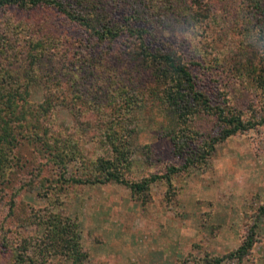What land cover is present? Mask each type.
Segmentation results:
<instances>
[{
    "label": "trees",
    "instance_id": "trees-1",
    "mask_svg": "<svg viewBox=\"0 0 264 264\" xmlns=\"http://www.w3.org/2000/svg\"><path fill=\"white\" fill-rule=\"evenodd\" d=\"M8 8L33 16L0 23V264L87 258L77 223L22 204L21 191L41 188L36 193L45 199L53 188L113 182L144 205L151 184H163L172 197L173 180L203 167L216 144L264 130V0H0V13ZM56 17L83 39L66 34ZM188 28L199 39L186 58L167 40ZM196 67L251 87L255 107L238 109L224 92L213 101L199 86ZM144 106L170 122L166 134L182 162L132 182L125 177L127 125ZM58 111L69 125L55 122ZM197 120L210 130H198ZM94 140L108 145L111 159L85 161L81 148ZM68 162L78 173L64 179ZM257 210L264 216V204ZM253 225L244 226L234 251L204 263L242 264L254 243ZM26 227L37 229L36 237H20Z\"/></svg>",
    "mask_w": 264,
    "mask_h": 264
},
{
    "label": "rangeland",
    "instance_id": "rangeland-1",
    "mask_svg": "<svg viewBox=\"0 0 264 264\" xmlns=\"http://www.w3.org/2000/svg\"><path fill=\"white\" fill-rule=\"evenodd\" d=\"M32 16V13L22 14L8 8L0 13V23ZM55 22L63 25L66 34L83 39L81 31L64 24L63 19L56 17ZM193 30L188 28L167 40L177 45L186 58L192 57L198 46L199 33L193 35ZM195 69L199 86L213 101L217 93L224 92L238 109L247 111L255 107V91L251 87L238 84L225 74L212 75L201 68ZM154 109L140 107L127 125L131 163L125 177L132 182L160 175L167 166L182 162L173 155L166 134L170 122ZM54 118L57 124L70 123L65 111H58ZM196 128L207 132L211 126L197 120ZM81 153L85 161L112 157L108 145L95 140L85 144ZM77 173L76 163H66L64 179L76 177ZM173 185L171 197L165 193L163 184H151L149 201L144 205L132 200L127 187L113 182L53 188L45 199L36 193L41 188L32 187L29 192L21 191L16 200L74 220L87 256L83 264H205L206 260L234 251L244 226L253 224L254 243L242 264H264V216L257 213L258 207L264 204V130L261 127L216 144L203 167L189 169L175 178ZM36 233L34 227L19 229L22 238L36 237ZM51 262L70 264L60 257H53ZM234 263V260H225L220 264Z\"/></svg>",
    "mask_w": 264,
    "mask_h": 264
}]
</instances>
